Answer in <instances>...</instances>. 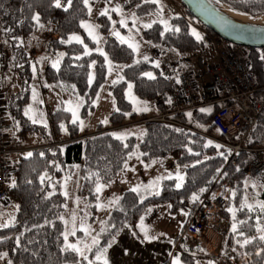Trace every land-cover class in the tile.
Masks as SVG:
<instances>
[{"label": "trees", "instance_id": "trees-1", "mask_svg": "<svg viewBox=\"0 0 264 264\" xmlns=\"http://www.w3.org/2000/svg\"><path fill=\"white\" fill-rule=\"evenodd\" d=\"M220 1L232 10L249 16L264 14V0ZM127 6L136 7L139 15H147L156 11L157 8L156 3L150 0H130ZM184 10L187 17L199 23L185 8ZM34 14H39L40 22L44 27H51L52 32L57 35L52 42L50 54L59 57V65L58 68L52 65L46 67L47 81L76 95L85 96L86 104L82 110V115H85L93 109L98 88L105 80V61L104 57L94 50H91L89 55H84L85 48L81 43L67 41L70 35L82 32L81 23L88 16V6L74 1L65 11L64 8H56L54 0H0L1 37L8 46L9 58L14 62L19 60V67H17L28 79L31 78L32 61L26 54L27 40L39 31L35 29L31 19ZM186 16L173 13L167 29L156 22L145 30L144 37L154 45L174 48L182 53L204 49L207 46V39L199 33L201 40H197L192 35L193 30ZM99 21L103 33L108 34L110 25L108 19L103 16ZM177 28L179 31H175ZM9 29L11 31H8ZM85 38L93 49V43L86 36ZM62 40L65 42L61 43ZM226 44L231 45L228 42ZM105 49L113 62L126 64L122 69L123 80L111 86L116 110L110 115V123L112 129H118L125 125V119L128 116L135 117L132 113V104L125 96L128 82L133 84L134 92L138 96L149 100H157L159 95L170 90V87L161 78L159 67L153 65L151 60L134 61L132 48L116 37H107ZM247 50L253 59V70L263 81L264 71L256 56L257 49L248 48ZM77 56L80 59H76ZM92 64L95 65V80L93 84H90L89 74ZM146 73H151L155 78L150 79L145 75ZM17 92L9 95V101L6 104L14 118H20L22 122L28 124L19 136L24 137L26 133L41 132L44 128L30 123L24 115L30 95L29 89ZM158 106L162 112V107L159 104ZM210 109L211 112L196 110L189 112L191 116L187 113L176 117L184 121H190L191 117H195L198 119V127L200 125V128L211 136L220 138L221 135L211 122V113L217 107ZM142 124L143 137L140 143L142 158L145 161L157 158L172 159L174 164L185 167L184 181L181 187L177 188L176 178L162 180L158 195L152 194L149 189H142L139 192L125 190L101 227L99 244L93 247L91 254L96 252L97 247L101 249L105 247L109 239L124 226L136 232L137 222L149 205L167 202L174 210L182 206L183 201H188L190 214L198 203V200L193 202V195L197 194L200 197L201 189L208 190L221 170L232 184V188L245 187V166L250 159L246 153H240L238 160L233 161L225 147L208 137L151 119L143 120ZM61 125L67 130V138L80 137L78 123L70 121V112L64 108H59L51 114L50 127L54 137L61 138L64 131ZM263 140L264 114H261L246 144L257 145ZM216 145L220 147L217 148ZM123 149L121 142L113 138L110 132L99 129L88 139L68 143L62 148L43 146L35 149L31 152V157L24 156L10 165L9 200L19 208L13 223L8 227L0 228V257L6 253L5 264L79 262L80 258L76 252L65 250L64 223L61 217L66 208L67 198L61 191L62 171L56 169V164L59 163L62 168L70 171L74 164L84 161L81 169L83 183L79 194L89 201L90 219L93 221L97 212L96 185L102 182L110 183L113 180L116 170L126 158V154L121 152L124 151ZM41 176H45L43 181L40 179ZM55 177H57L56 181ZM13 180L16 187H10ZM54 181L55 191L52 187ZM255 209L253 208L251 212L253 216H257ZM226 218L230 221L226 232L221 234V251L232 247L239 260L246 262L244 264H264V242L258 238L262 233L257 230V217L253 219L251 216L247 220H242L246 221L243 224L236 222L238 232H233L231 224L233 220L228 214ZM73 238L74 236L71 237ZM244 239H251L252 242L240 247L237 241L243 242ZM81 264H88V260L81 261ZM95 264L101 263L95 262Z\"/></svg>", "mask_w": 264, "mask_h": 264}, {"label": "rangeland", "instance_id": "rangeland-1", "mask_svg": "<svg viewBox=\"0 0 264 264\" xmlns=\"http://www.w3.org/2000/svg\"><path fill=\"white\" fill-rule=\"evenodd\" d=\"M151 1V0H150ZM130 0H89L88 4V16L87 18L81 23L90 25L92 30V35H89V29L82 27V32L74 33L69 36H78L83 41L82 45L84 48H87L89 53L91 50H94L98 54H101L104 57L105 66H106V76L104 82L99 86L96 97L93 102V109L89 110L85 115H82V110L86 104L85 96L83 95H76L65 88L57 87L52 83H49L45 76V69L48 65H52L57 59L58 56H52L48 53H44L40 56L39 60L32 61V64L38 63L40 65V69H38L35 65V72H33V65H32V73L30 75V79L27 78L19 69V60L13 61L9 58L8 51L6 53V60H7V67L4 70L7 71L8 80L6 83H14L15 85V93L17 91H25L29 89L30 95L28 99V104L24 109L25 110L31 108L33 111L29 113V115L33 116L36 119V123H33L31 119H28L30 123L35 124L39 127H43L44 129L39 132L40 138L45 139L48 141L50 138L51 127L49 124V114L53 113L59 108H64L68 112H70V121H73V114L71 110H75L78 116V132L79 136H84L85 134H92L94 135L99 129L102 131L110 132L113 138L117 139L121 142V146L124 148L123 154H126V158L122 160L120 168L116 170L115 176H113V180L110 183L102 182L99 183L103 185L102 191L98 194L99 199L96 200V205H103V207L98 208L97 212L95 213V220L91 221V207L89 201L85 200L80 194L79 190L83 183V176L81 173V169L83 166V162L76 163L69 171L67 169L62 168V166L57 163L56 169L62 171L61 174V191L64 193L67 192V203L64 214L62 216L63 223H64V232L68 233V240L65 241V245L67 244H77L79 247L83 248L84 244L92 245V237H97L99 239V230L104 225L105 221L109 217L113 207L115 206L116 202L119 200L120 196L125 190L132 189V188H139L148 189L147 186L152 184L153 181H158V184L154 185L149 190L154 194L155 192H160L161 181L165 179L176 178L177 176H182L183 180H178V183L182 184L184 181V172L185 167L178 166L174 164V167L169 168L167 167V158H157L152 161H145L142 158V153L140 151V143L143 137V120L147 119H154L157 116L161 115V108L158 106L157 100H149L144 99L138 96L133 89V84L131 82L127 83L125 88V96L128 101L132 104V113L135 114V117L132 118L128 116L125 119V125L118 128L112 129L110 123V115L116 110V103L113 97V93L111 91V86L114 82H120L123 80L122 76V69L126 65L124 63H115L113 62L108 53L105 49V43L107 37H116L123 43H126L128 46L133 45L132 50L135 46L138 45V48L134 52V61L145 60V57H148L147 60H151L152 64L156 66L158 64H162L165 62L171 61L173 58L175 59V55H179L184 57L185 59L180 64L179 68L188 71L198 70V58L206 59L209 55L210 48L206 47L201 50L192 51L188 53L182 54V52L174 49V48H166L161 45H154L152 42L147 40L144 37V32L148 28L143 27L145 24L153 25L156 22H159L165 27V24H169V20L172 17L173 13L185 14L184 7L181 5L179 0H157L156 2V11L152 13H148L147 15H139L136 11V7H128L127 4ZM89 7L91 8V12H89ZM119 8L120 11H112V9ZM176 8V9H173ZM162 9V10H161ZM107 10L108 15H101V12ZM175 10V11H174ZM177 11V12H176ZM244 14V13H241ZM246 15V14H245ZM106 17L109 21V28L108 34L103 33L101 30V22L100 17ZM186 19L193 22L196 25H201L186 16ZM264 19V18H263ZM125 21V24L122 26L121 21ZM135 21V22H134ZM52 32L51 27L47 26L44 27L38 32L34 34L35 37L38 39L29 38L27 40L28 46L26 47V51L31 48L33 45L42 46L45 40L43 35L44 31ZM192 30H195L192 28ZM196 31V30H195ZM119 33V35H116ZM197 33V32H196ZM85 36L89 39L91 43H93V49L89 42L86 40ZM68 38V41H69ZM43 41V42H42ZM77 43L75 40L71 41ZM45 46V45H44ZM165 51L166 54L161 56V52ZM180 52V53H179ZM44 57L45 59L41 60ZM29 59V58H28ZM30 60V59H29ZM60 60V59H59ZM31 61V60H30ZM111 65L112 71L109 72V66ZM18 66V67H17ZM198 66V69H197ZM195 72V71H194ZM1 73V72H0ZM5 73V74H4ZM2 75H6V72H2ZM1 75V76H2ZM3 75V76H4ZM92 77V81L90 84H93L95 80V65H91V70L89 74V78ZM1 78V77H0ZM129 84L132 85L131 87V97L135 98V101L138 103H133L132 99L129 96ZM12 84H10L11 86ZM1 86H2V95L7 98L11 95V90L14 87H7L6 89L3 88L2 79H1ZM14 86V85H13ZM5 90V92H4ZM33 91L36 93L35 100L33 98ZM7 92V93H6ZM6 93V94H5ZM7 96V97H6ZM7 102L9 101L8 98L6 99ZM71 102V103H69ZM79 104L80 106L77 108L76 105ZM147 107V111H136V108H144ZM9 114H4V123L7 125V133L10 136L14 134L16 131V140L20 141L21 146L28 147L35 142L36 138L34 132L26 133V138H19L17 135L20 133L25 126H28L27 123L22 122L20 118H12L8 116ZM29 118L28 115H25ZM83 122V127L81 128L80 122ZM106 121V122H104ZM73 123V122H72ZM47 125L45 127L44 125ZM199 127H201L199 125ZM202 129V128H201ZM203 130V129H202ZM121 138H117V137ZM13 137V136H12ZM68 133L67 130L63 131L61 138L67 139ZM52 139H58L54 137ZM51 139V141H52ZM31 151V150H30ZM31 153V152H28ZM28 153H25L27 156ZM131 157V158H129ZM139 157V158H137ZM12 162V159H9ZM155 162V163H153ZM127 165V167H125ZM57 176V175H56ZM245 187H240L239 189L232 188V184L230 181L224 176L223 170L219 171L217 177L218 183H228L230 185V192L227 195L226 203L224 206V219L225 225L223 224V230L220 235L226 232V229L229 225V219L226 218V214L230 216V219L233 220V213L228 211L229 208L235 209V221L231 223H239L242 220H247L251 216L254 218L257 217L259 219V226L264 227V213L261 212L259 207L260 203H264V180L259 179H251L248 178L245 174ZM57 180V177L54 179ZM55 181L52 183V187H54L53 191H55ZM207 190L202 192L200 196L205 193ZM235 192L236 195L233 196L232 193ZM157 195V194H156ZM247 200L248 204L256 205L253 206L257 216H253L251 214L252 211H249L247 207L241 208V204ZM79 200V203H77ZM7 201V200H6ZM8 201H10L8 199ZM6 202V204L8 203ZM111 201H115L114 203H110ZM13 203V202H12ZM13 207L11 206L6 210L4 214H0V226L5 224H12L15 218V214L17 212V205L13 203ZM170 206V207H169ZM166 208L170 209V203H162L152 210L156 211V215L153 219L152 226H161L163 223L165 227V231L167 234L172 235L173 233H178L179 228L178 225L181 222V218L185 215V208L180 206L177 209H174L172 214L166 212ZM75 213V221L73 222V214ZM156 217L158 219H156ZM256 219V220H257ZM159 220V221H158ZM90 226V235H85L83 232L82 236H77V231H81V226ZM73 227L76 228L75 235L71 234ZM230 227V226H229ZM2 228V227H0ZM178 230V231H177ZM180 234V233H179ZM71 235L74 236V241L71 240ZM156 237V233H154ZM82 242V243H81ZM94 247V246H93ZM223 253H227V255L232 254L235 259V263H231L230 261L225 262H216V264H244L246 262L240 261L239 257L236 256V252L231 248H227ZM88 252H86L87 254ZM196 253L198 254L199 259H203L204 263L207 264L205 260H211V258L207 256H211L204 248L197 246ZM3 253L0 257V264H5L7 261V255ZM80 257V256H79ZM81 258V257H80ZM205 259V260H204ZM203 264V262H202Z\"/></svg>", "mask_w": 264, "mask_h": 264}, {"label": "built area", "instance_id": "built-area-1", "mask_svg": "<svg viewBox=\"0 0 264 264\" xmlns=\"http://www.w3.org/2000/svg\"><path fill=\"white\" fill-rule=\"evenodd\" d=\"M74 1L84 3V0H72ZM61 4V8L67 6V0H61ZM179 15L184 16L182 13ZM187 21L207 39V44L213 52L212 61L204 63L199 60L200 69L194 73L166 63L160 64V76L169 85L170 90L162 92L157 98L163 110L161 115L152 120L165 122L217 141L225 147L233 161L238 160L240 153H246L250 159L245 166V174L251 179L264 180V140L257 145L246 144L259 116L264 114V80L261 81L253 70V59L247 47L228 45L204 25H196L188 19ZM43 35L44 47L33 45L26 51L31 60H38L43 52L51 53L55 35L47 30ZM7 49L8 46L0 34V71L7 67ZM256 49L257 59L264 71V47ZM160 54L164 56L166 52L162 51ZM177 79L180 80L179 84L176 83ZM213 107L217 109L211 113V122L221 135L220 138L211 136L198 127V119L195 117H191L190 121L176 117ZM4 112L5 102L0 85V204L9 198L11 168L7 162V154L13 151L6 139ZM90 136L91 134H87L68 139H54L47 146L62 148L72 143L75 138L88 139ZM229 192L228 183L219 184L218 178L214 180L212 186L199 197L196 207L191 210L180 234V240L186 239L202 246L201 241L208 231L222 232L223 224L225 225L223 211ZM182 206L190 208L188 201H183Z\"/></svg>", "mask_w": 264, "mask_h": 264}, {"label": "crops", "instance_id": "crops-1", "mask_svg": "<svg viewBox=\"0 0 264 264\" xmlns=\"http://www.w3.org/2000/svg\"><path fill=\"white\" fill-rule=\"evenodd\" d=\"M51 33L55 35V38L57 37V35L54 32H51ZM32 39H33V37L31 38V40ZM44 45H45V41L43 42V45L41 47H44ZM206 47L210 48L209 45H207ZM44 53L45 52H43L41 55H43ZM182 54H184V53H182ZM8 55H9V53H8ZM49 55H50V53H49ZM212 55H213V52H212V49L210 48L209 55L206 59L201 57V58H198L197 60L198 61L203 60L204 63H208V62L212 61ZM40 56H39V58H40ZM39 58H38V60H39ZM184 59H185L184 57L176 54L175 59L173 58L171 61L169 60L168 62H165V63L169 64V65H173L178 69H181V68H179V66ZM31 61H33V60H31ZM198 64H199V62H198ZM32 65L33 66L36 65V67L38 69H40V67H41L40 65H38L37 62H36V64H32ZM9 68L10 67H8L7 70H5V71H0L1 73L6 72V75H4L5 73L3 74L4 76L0 73V77H1L0 82L2 79V85H3V88H5V89L7 87H9V89L11 87H14V88L10 89L11 92L13 93V92H16V91H14L16 84L6 83V80H8V78H6V76H7V71L9 70ZM197 69H198V66H197ZM181 70H183V69H181ZM194 71L197 72V70H194ZM194 71H190V72L194 73ZM8 81H10V80H8ZM10 84H12V85L10 86ZM1 89H2V86H1ZM4 92H5V90H4ZM7 98H5V100ZM4 114H9L8 116H11L12 118H14L12 116V114H10L9 110L7 109V104L5 106ZM51 114H49V124H50ZM5 130H6V139L9 143L10 147L13 149V151L11 153L7 154V160H8L10 165L15 164L20 158L24 157L25 153L32 152L33 150L41 148L43 146H47L51 142V139L53 138L52 132H50V136H49L50 138L48 139V141L45 139L42 140V138H40V136H39L40 134H38L39 132H34V134H36L35 135L36 141L33 142V144L31 146L23 147V146H21L22 144L20 143V141L16 140V131L12 135L13 137L10 136V138H8L9 135L7 133V125H5ZM17 135L19 136V133ZM26 137H27L26 134L24 137L19 136V138H26ZM58 139H62V138H58ZM53 140L54 139H52V141ZM9 159H12V162H10ZM167 167H169V168L174 167V163H173L172 159H168ZM7 201H4V203L0 204V214L1 213L4 214L6 212V210H8V208H10L11 206L12 207L14 206L11 201H8V203L6 204ZM159 204H162V203H159ZM159 204L149 205L144 210L143 215L141 216V218L137 222V231L136 232L134 230H132L130 227L124 226L109 239L107 245L105 247H103V248H107L106 258L108 260V264H173L174 258H177V257L179 258L180 264H202V262H203V264H205L203 259H199L198 254L196 253L197 246H199L198 244H194L193 241H187L186 239L180 240V234H181V232L185 226V223L187 222V219L189 217L188 208H185L182 206L183 208H185L186 212H185V215L181 218V222L178 225L179 232L177 234L173 233L172 235H170V234H167L165 231V227H164V225H166L165 223H163L160 227L157 225L152 226L153 219L156 215V211L152 210V209L155 208V206H157ZM149 209L151 211H149ZM172 211H173L172 206L170 209L166 208V212L168 213V218H169V214L173 213ZM156 219H158V218L156 217ZM141 224H143V227L147 229L149 236H155L154 233H156L157 238L153 239L151 241L145 240L144 234L141 231ZM77 236L83 237L84 236L83 232L77 231ZM71 237H73V236L71 235ZM113 238L115 240L114 243H112ZM73 239H71V240L74 241ZM220 242H221L220 232L217 233L214 231H208L206 233V236L201 241L202 247L201 246L200 247L204 248L209 254L212 255V257L207 256V257L211 258V260L210 259L209 260L204 259V260L207 262V264H216V262L221 263V262H225V261H230L231 263H235V259H234V256H232V254L227 255V253H223L221 251ZM109 244H111V247H108ZM92 249H93V247H92ZM91 253H92V251L88 252L86 254L88 256V260L93 259L95 261L96 252H94V254H91ZM186 258H188L190 260L188 261ZM81 261H83L82 258H80L79 262L66 263V264H81ZM99 263L102 264V262H99Z\"/></svg>", "mask_w": 264, "mask_h": 264}, {"label": "snow or ice", "instance_id": "snow-or-ice-1", "mask_svg": "<svg viewBox=\"0 0 264 264\" xmlns=\"http://www.w3.org/2000/svg\"><path fill=\"white\" fill-rule=\"evenodd\" d=\"M151 2L156 3L157 0H151ZM84 4H85V6H88L89 0H84ZM71 5H72V0H67V6L64 7V10L67 11L68 10V7H71ZM54 6L56 8H61L62 7L61 0H54ZM112 11L119 12L120 9L119 8H115V9H112ZM89 12H91V8L90 7H89ZM101 15H108V11L105 10V11L101 12ZM31 19L34 22V27H35L36 30H40V29H43L44 28V25L40 22V16H39V14H34L31 17ZM121 24L123 26L125 24V21L122 20L121 21ZM81 26L89 29V35L90 36L93 34L90 25L82 24ZM151 26H152L151 24H145V25H143V27H145V28H150ZM165 28L166 29L168 28L167 24H165ZM8 31H11V30L9 29ZM175 31H179V29L177 28V29H175ZM116 35H119V33H116ZM192 35L195 36L197 40H201L202 39L200 37V35L195 32V30H193ZM33 39H38V37L33 36ZM73 40H75L77 43H81V44L83 43V41L78 36L70 37L69 38V41H67V42H71ZM64 42L65 41H63V40L61 41V43H64ZM129 46L130 47H133V45H129ZM137 48H138V45L135 46L133 50L135 51ZM89 54H90L89 51L87 50V48H85L84 55H89ZM62 55L63 54H61V56ZM75 58L76 59H80L79 56H77ZM43 59H45V58L42 57L41 60H43ZM144 59L147 60L148 57H145ZM58 65H59V59H57L52 64V66L54 68H58ZM156 66L157 67L159 66L158 62L156 64ZM111 71H112V68H111V65H110L109 66V72H111ZM33 72H35V66H33ZM145 75H147L150 79H154L155 78L154 76H152L151 73H146ZM91 81H92V77L89 78V83H91ZM176 83L179 84L180 83V80L177 79L176 80ZM128 87H129V96L132 99L133 103H138L137 101H135V98L134 97H131L130 90H131L132 85L129 84ZM35 97H36V93H35V91H33V98H34V100H35ZM69 103H71V102H69ZM169 103H171V100H169ZM79 106H80L79 104L76 105L77 108ZM68 110H71L72 111V114H73V121L72 122L73 123H77V120H78L77 112L75 110H72V109H68ZM135 110L136 111H147L148 109H147V107H144V108H136ZM32 111H33V109H31V108L25 110V115H28L29 116V119H31L33 123H36L37 122L36 119L33 116L29 115V113H31ZM201 111L202 112H211V109L210 108L209 109H201ZM188 115L191 116V113H188ZM104 122H106V121H104ZM44 126L47 127L46 124ZM80 126H81V128L83 127V122L82 121L80 122ZM61 128L64 129V126L61 125ZM64 130L66 131V129H64ZM117 138L119 139L121 137L118 136ZM209 144H211V141H209ZM216 147L219 148L220 146L219 145H216ZM31 155H32V153H28L27 154V157H31ZM129 158H131V157H129ZM137 158H139V157H137ZM153 163H155V162H153ZM125 167H127V165H125ZM46 175L47 174H45V176ZM45 176H41L40 177L41 181H43L45 179ZM168 178H171V176H169ZM177 179H179V180L182 181L183 180V177L178 175L177 176ZM29 183H31V181H29ZM156 184H158V181H153L152 184H150V185L147 186V188L150 189V188H152ZM10 187H16V184H15V181L14 180L11 183ZM176 187L177 188L181 187V184L180 183H177L176 184ZM102 188H103V185H100L99 183H97L96 189H95L96 193L99 194L102 191ZM205 190L206 189H201L200 191L202 193ZM131 191H133V192H139L140 189L139 188H132ZM63 194L65 195V197H67V195H68L66 191ZM154 194H157L158 195L159 193L158 192H155ZM232 195L235 196L236 193L233 192ZM214 198H215V196H213V199ZM97 199H99V195H97ZM198 199H199V195L194 194L193 197H192L193 202L197 201ZM114 202L115 201H111L110 203H114ZM77 203H79V200H77ZM65 207H66V205H65ZM97 207L100 208V207H103V205H99L98 204ZM244 207H247L249 211H252L253 210V205L248 204L246 199H245V202L243 204H241V208H244ZM257 207H259V209L261 210V212L264 213V203H260L259 205H257ZM18 208H19V206H17V209ZM149 211H151V210L149 209ZM228 211H230V212L233 213V220L235 221V219H236V217H235V211L236 210L233 209V208H229ZM61 219H63V218L61 217ZM74 221H75V213L73 214V222ZM240 223L243 224V223H246V221H240ZM257 225H258L257 230L260 233H262L258 238H259L260 241L264 242V227H259V219H257ZM0 227H8V224L2 225ZM80 230L83 231L85 233V235H90L91 234L90 233V226H84V225H82ZM232 230H233V232H238L239 231L238 228H237V224L236 223H233ZM141 231L144 234V239L145 240L151 241V240L157 238V237L149 236L148 235V231H147L146 228L143 227V224H141ZM75 232H76V228L73 227V229L71 231V234L72 235H75ZM240 234L243 235V233H240ZM64 239H65V241L68 240V233H65ZM114 242H115V240L113 238L112 243H114ZM251 242H252L251 239H244L243 242H240L239 240L237 241V243L240 244V247H244V246H246L247 244H249ZM98 244H99V239H98V236H97V237H92V245L84 244L83 248H81L77 244H67L66 243L65 250H71L73 252H76L83 260H88V256L86 255V252H91L92 251V247L93 246H97ZM108 247H111V244H109ZM106 253H107V248L101 249V248L97 247L96 248V254H95V261L88 260V264H95V262H102V264H108V260L106 258ZM257 254H259V253H257ZM173 264H180V261H179V258L178 257L177 258H174Z\"/></svg>", "mask_w": 264, "mask_h": 264}, {"label": "water", "instance_id": "water-1", "mask_svg": "<svg viewBox=\"0 0 264 264\" xmlns=\"http://www.w3.org/2000/svg\"><path fill=\"white\" fill-rule=\"evenodd\" d=\"M179 1L192 17L225 42L247 48L264 47V22L249 21L236 16L239 14L256 18L264 14H241L220 0Z\"/></svg>", "mask_w": 264, "mask_h": 264}, {"label": "bare ground", "instance_id": "bare-ground-1", "mask_svg": "<svg viewBox=\"0 0 264 264\" xmlns=\"http://www.w3.org/2000/svg\"><path fill=\"white\" fill-rule=\"evenodd\" d=\"M225 9H227L226 7H224ZM236 16H238V17H240V18H243V19H245V20H249V21H254V22H264V15H262V16H259V17H256V18H251V17H246V16H244V15H236ZM7 51H8V49H7ZM34 61V60H33ZM37 61V60H36ZM0 85H1V82H0ZM1 91H2V89H1ZM3 98H4V96H3ZM4 102H5V106H6V103H7V101L5 100V98H4ZM152 120V119H151ZM74 141H78V139H76L75 138V140ZM74 141H72V142H74ZM7 162H8V160H7ZM9 163V162H8ZM221 233V232H220Z\"/></svg>", "mask_w": 264, "mask_h": 264}]
</instances>
